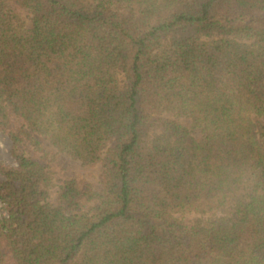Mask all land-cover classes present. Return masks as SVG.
I'll return each mask as SVG.
<instances>
[{
    "label": "trees",
    "instance_id": "obj_1",
    "mask_svg": "<svg viewBox=\"0 0 264 264\" xmlns=\"http://www.w3.org/2000/svg\"><path fill=\"white\" fill-rule=\"evenodd\" d=\"M0 130V264H264V0H0Z\"/></svg>",
    "mask_w": 264,
    "mask_h": 264
},
{
    "label": "rangeland",
    "instance_id": "obj_2",
    "mask_svg": "<svg viewBox=\"0 0 264 264\" xmlns=\"http://www.w3.org/2000/svg\"><path fill=\"white\" fill-rule=\"evenodd\" d=\"M22 150L15 152L13 150V143L10 137L0 130V164L14 165L17 163V154H21ZM53 173L55 179V187L51 191L50 201L54 202L58 188L64 180L70 178L72 175L77 174L83 182L90 183L95 187H100V172L101 166L86 165L80 160L73 159L72 157L63 154L59 161L53 166ZM5 212L0 204V217L4 216ZM198 214H186L182 216L186 222H192L199 218Z\"/></svg>",
    "mask_w": 264,
    "mask_h": 264
}]
</instances>
